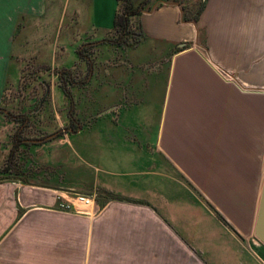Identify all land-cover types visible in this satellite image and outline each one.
<instances>
[{
    "label": "crops",
    "instance_id": "0c3cea01",
    "mask_svg": "<svg viewBox=\"0 0 264 264\" xmlns=\"http://www.w3.org/2000/svg\"><path fill=\"white\" fill-rule=\"evenodd\" d=\"M197 2L144 12L139 41L120 48L105 40L115 0H0V99L31 70L36 91L51 80L34 114L41 126L77 125L76 118H92V108L100 117L119 103L161 109L153 149L134 146L130 131L104 127L96 148L30 147L44 184L22 186L73 181H56L62 187L52 196L36 194L38 204L56 211V192L78 190L99 201L98 188L108 206L145 207L122 218L108 209L94 222L74 215L81 228L57 247H185L201 264H264V246L254 238L262 169L264 177V0H205L191 22ZM165 64L161 79L155 70ZM83 133L77 127L70 135L83 141ZM161 164L180 178L156 171ZM187 180L201 196L188 191Z\"/></svg>",
    "mask_w": 264,
    "mask_h": 264
},
{
    "label": "rangeland",
    "instance_id": "374dc122",
    "mask_svg": "<svg viewBox=\"0 0 264 264\" xmlns=\"http://www.w3.org/2000/svg\"><path fill=\"white\" fill-rule=\"evenodd\" d=\"M161 69L158 68L155 72H161L160 77L162 79V75L166 72V64L164 71ZM34 71L33 68L32 73ZM27 72L30 73L31 70ZM29 73L22 75L15 87L8 86L6 94L0 99V108L13 114H25L29 117L30 129L25 137L31 140L44 139L60 131L52 142V139L45 141L43 142L44 145L50 141L49 144L52 147L69 144L71 147L83 151L84 147H98V132L100 128L104 127L106 130L108 128L109 131H112V134L122 130L130 131L133 135V145L138 148L153 149L156 147L155 137L161 112L157 104L130 108L126 107L124 103H119L109 113H104L100 117L98 115L100 110L93 113L95 110L92 108L89 113L92 118L83 117L82 120H77V116H74L76 121H79L77 125L62 124L61 128L58 126V128H53L50 124L45 123L46 125L41 126L38 122L40 119L34 114L40 110V106L38 107L39 110L37 106L41 98L45 99L46 97L44 90L38 92L34 89L36 81L34 77L31 78ZM45 80H48L46 83H50V76L45 77ZM42 112H45V116H49L47 109H42ZM105 115H108L106 124L102 117ZM100 119H103V122L100 123ZM43 120L46 119L43 118ZM77 127H80V131L84 132L82 135L87 136L83 141L81 140L82 136L77 139L70 135ZM16 129L17 124L5 118L4 115H0V153L2 156L7 154L12 146L11 137ZM88 136H92L90 140L92 145L88 142L90 139ZM31 144L35 145V143ZM43 149L45 150V148ZM34 151V148L26 149L24 156L28 158L29 163L30 159L34 158V155L32 156ZM83 155L81 158L89 162L90 157L86 154ZM2 156L0 157V164ZM139 158L144 159L145 157L140 156ZM155 158L157 162L161 163L158 156L155 155ZM94 159L97 160V157L94 156ZM94 163V160L90 161V165L95 166ZM156 171L168 174L172 179L180 178L173 170L168 169L163 164H161V169L156 167ZM262 176L263 169L258 173L259 185L256 186L258 187V194H260ZM183 180L185 181V179ZM56 181L73 182L72 180H55V182L48 184L49 187L42 189L24 187L20 182H6L0 185V264H201L194 252L185 247H57L56 243L65 240L68 232L81 228L79 223H81L82 217L63 215L54 211L52 206L37 203L36 194L42 193L46 196H52V190H58L62 187ZM186 187L194 196H201L188 180ZM79 191L76 193L83 192ZM97 191L99 207L95 209L96 213L92 222L104 215L108 209L119 218L129 212L142 213L145 211V207L137 205L128 206L115 203L108 206L107 200L103 199L100 194L101 189L97 188ZM58 193L56 192L55 198ZM98 194L100 195L98 196ZM19 213L22 216L17 218ZM131 222L141 221L133 220ZM52 240L55 244L52 243ZM43 241H47V243Z\"/></svg>",
    "mask_w": 264,
    "mask_h": 264
},
{
    "label": "trees",
    "instance_id": "16d2710c",
    "mask_svg": "<svg viewBox=\"0 0 264 264\" xmlns=\"http://www.w3.org/2000/svg\"><path fill=\"white\" fill-rule=\"evenodd\" d=\"M117 3V10L114 16L113 28L105 38V40L120 48L130 47L139 41V37L142 36V30L140 26V16L144 12H148L152 9H157L165 4L178 5L184 11L185 4L188 0H115ZM205 7V0H198L197 12L191 18V22H196L201 11ZM87 49H83L80 52V57L84 56ZM43 88H48V83L45 81L41 83ZM64 86V85H63ZM44 91V92H45ZM48 92V90L46 91ZM67 94V92H66ZM46 95V93H45ZM44 96V95H43ZM0 115H4L5 118L17 124V129L11 137L12 146L9 148L7 154L2 156L0 153V184L6 182H20L24 185L40 184L42 185V178L37 175V172H41L40 166L34 163V158L30 159V163L26 158V149L37 146L26 142L31 140L25 137V134L30 129V119L25 114H13L12 112L0 108ZM33 140V139H32ZM33 156V155H32ZM107 198L128 201L134 203H140L138 201H131L117 197L115 195H109L104 193ZM99 203V201H97ZM20 214V213H19Z\"/></svg>",
    "mask_w": 264,
    "mask_h": 264
},
{
    "label": "built area",
    "instance_id": "2783aa9c",
    "mask_svg": "<svg viewBox=\"0 0 264 264\" xmlns=\"http://www.w3.org/2000/svg\"><path fill=\"white\" fill-rule=\"evenodd\" d=\"M55 199V210L64 214L93 218L99 207L94 196L58 193Z\"/></svg>",
    "mask_w": 264,
    "mask_h": 264
},
{
    "label": "water",
    "instance_id": "95a60500",
    "mask_svg": "<svg viewBox=\"0 0 264 264\" xmlns=\"http://www.w3.org/2000/svg\"><path fill=\"white\" fill-rule=\"evenodd\" d=\"M59 132L60 131H57L45 137L44 139L27 140L26 142L35 143V144L43 143L45 141L51 140L54 137H56L59 134ZM254 236L264 246V177H263L262 187H261L257 211H256V217L254 223Z\"/></svg>",
    "mask_w": 264,
    "mask_h": 264
},
{
    "label": "bare ground",
    "instance_id": "6f19581e",
    "mask_svg": "<svg viewBox=\"0 0 264 264\" xmlns=\"http://www.w3.org/2000/svg\"><path fill=\"white\" fill-rule=\"evenodd\" d=\"M263 182V181H262ZM262 187V186H261ZM261 191V190H260Z\"/></svg>",
    "mask_w": 264,
    "mask_h": 264
}]
</instances>
